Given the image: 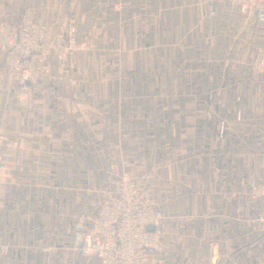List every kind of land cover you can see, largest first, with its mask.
I'll list each match as a JSON object with an SVG mask.
<instances>
[{"label": "crops", "instance_id": "1", "mask_svg": "<svg viewBox=\"0 0 264 264\" xmlns=\"http://www.w3.org/2000/svg\"><path fill=\"white\" fill-rule=\"evenodd\" d=\"M108 1L125 6V41L118 46L130 64L134 52L154 50L158 72L167 69L168 81L175 84L178 67L182 71L184 62L204 58L203 74H197L202 65L185 69L188 82H204V90L169 91L174 106L161 109L173 115L167 123L173 151L163 160L173 164L172 178H167L173 184L168 193L172 199L162 205V247L151 252L147 264H260L264 199L255 191L240 192V119L245 117L240 118V84L246 82V51L240 48V74L228 73L227 60L221 74L212 73L213 0H0V26L16 22L28 8L54 35L63 36L61 17L75 22L79 32L97 34L106 11L102 3ZM251 14L253 21L264 22V10ZM244 25L241 18L242 30ZM82 54L69 59L68 73L50 58L48 72L32 84L29 95L14 101L0 55V154L10 165L0 175V264H100L94 255L78 250L80 232L92 224L78 196L84 195L86 180L100 178L104 150L116 164L117 148L130 145L126 132L131 109L111 104L131 95L106 89L104 76L83 73ZM256 80L264 88L257 72ZM252 97V134L258 138L259 91L253 88ZM157 127L165 128L164 119Z\"/></svg>", "mask_w": 264, "mask_h": 264}, {"label": "rangeland", "instance_id": "2", "mask_svg": "<svg viewBox=\"0 0 264 264\" xmlns=\"http://www.w3.org/2000/svg\"><path fill=\"white\" fill-rule=\"evenodd\" d=\"M9 1L11 3L12 0H8V4ZM213 4L217 13H214L216 28L213 40L212 73L214 75L221 74L220 66L227 60L229 61L227 65L230 68L228 73L240 74V48H244L246 51L244 60L246 66L243 72L246 76V82L240 84V118L242 115L245 116L243 121L240 119V192L255 191L257 197L264 199V88L258 85L256 71L251 65L257 59L258 48L264 46V22L253 21L251 13L241 15L233 12L222 1L213 0ZM124 7V4L120 1L102 3V11L103 9H106V11H104L105 16L99 20L97 25L100 33L79 32V28L76 26L77 41L80 47L74 56L83 53L80 57L85 65L83 73L104 76L105 79L103 78L102 85L106 89L131 95V99H117L111 104V107L116 109H131V113L128 114L130 119L128 123L129 130L126 132L127 138L130 139V145L124 149L123 147L117 148L116 164L112 162V155L107 156L109 151L104 150L103 154L106 156L102 158L98 167L100 178L86 180L84 195L78 196L79 202L80 200L84 201V216L86 219L89 217L88 219L91 220L87 221L88 223L95 220L102 202L114 194L116 184L124 177L130 178L144 189L156 193L161 207L164 203L171 201L172 198L168 196V193L171 192L173 184L167 178H172L173 164H164L163 160L167 156H171L173 151L172 143L168 145L169 130L167 128L168 120L171 121L173 115L172 111L162 113L161 109L174 106V100L167 97L169 91L187 92L194 89V86L197 90H204L205 88L204 82L189 83L188 79L190 80V77L187 76L185 70L187 65L191 67L202 65V71H197V74H203L204 58L189 63L184 62L182 71L178 67V81L175 84L170 80L168 81L167 69L158 72L154 50H151L152 52L150 50L142 52V55L140 52H134L130 64V60L125 59L124 52L119 47L125 41ZM24 10H28V8ZM112 12L117 13L113 15ZM241 18L245 20L243 30L240 26ZM5 24H11V22ZM5 24H2L0 28ZM150 42L155 43V36H150ZM242 42H244L243 46L240 45ZM105 45L107 46L105 47ZM108 46L110 50L106 49ZM145 54L148 56L146 57ZM235 66H238L239 69L236 70ZM207 72H209V69H207ZM158 73H160L159 76ZM212 86L213 90H217V84H212ZM242 88L244 89L243 92H241ZM253 88L255 92L259 91L260 93L259 122L261 137L258 138L252 134ZM9 90L11 100H17L11 95V85ZM162 92L165 94L164 97ZM183 101H186V99H178L179 103ZM256 105L255 102V107ZM178 117L180 116L178 115ZM160 119H164L165 128L157 127ZM170 132L172 133V130ZM91 133L87 134L90 139L92 137ZM105 133L107 134V132ZM119 133L123 134L122 132ZM0 136L2 137L1 126ZM124 154H129V156L125 157ZM2 160L7 163V168L0 175L10 170L9 163L3 157ZM184 166H189V164ZM163 178H165V182ZM163 183L167 184L166 187H163ZM170 187L171 189L168 192ZM241 196L245 195L242 194ZM67 197L70 196L67 195ZM77 212L81 213L82 207L79 206ZM86 229L88 228L85 227L84 230ZM241 229L246 231L245 228Z\"/></svg>", "mask_w": 264, "mask_h": 264}, {"label": "built area", "instance_id": "3", "mask_svg": "<svg viewBox=\"0 0 264 264\" xmlns=\"http://www.w3.org/2000/svg\"><path fill=\"white\" fill-rule=\"evenodd\" d=\"M217 1L241 15L264 10V0ZM59 31L63 36L54 35L49 26L34 20L29 10H23L16 23L0 28V55L11 79L13 98L29 95L32 84L48 72L50 58L69 72V59L80 47L77 31L66 17L60 18ZM254 68L264 86V46ZM6 168L0 155V173ZM163 217L158 195L124 177L116 184L114 194L102 202L91 226L80 232L78 250L94 255L100 264H147L151 252L162 247L159 223ZM260 264H264V250Z\"/></svg>", "mask_w": 264, "mask_h": 264}, {"label": "water", "instance_id": "4", "mask_svg": "<svg viewBox=\"0 0 264 264\" xmlns=\"http://www.w3.org/2000/svg\"><path fill=\"white\" fill-rule=\"evenodd\" d=\"M148 229H150V230H151V229H152V227H151V226H148ZM77 241H78V237H77Z\"/></svg>", "mask_w": 264, "mask_h": 264}]
</instances>
